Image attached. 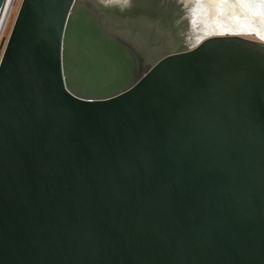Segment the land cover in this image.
I'll use <instances>...</instances> for the list:
<instances>
[{"label": "water", "instance_id": "95a60500", "mask_svg": "<svg viewBox=\"0 0 264 264\" xmlns=\"http://www.w3.org/2000/svg\"><path fill=\"white\" fill-rule=\"evenodd\" d=\"M198 1H19L0 264H264V39Z\"/></svg>", "mask_w": 264, "mask_h": 264}, {"label": "rangeland", "instance_id": "374dc122", "mask_svg": "<svg viewBox=\"0 0 264 264\" xmlns=\"http://www.w3.org/2000/svg\"><path fill=\"white\" fill-rule=\"evenodd\" d=\"M19 1H16L14 5L1 38L0 57ZM199 1L194 11L197 10V15L202 14L198 20V25H200V33L198 32V34L200 36L207 33H242L264 37V0Z\"/></svg>", "mask_w": 264, "mask_h": 264}, {"label": "bare ground", "instance_id": "6f19581e", "mask_svg": "<svg viewBox=\"0 0 264 264\" xmlns=\"http://www.w3.org/2000/svg\"><path fill=\"white\" fill-rule=\"evenodd\" d=\"M9 1L10 0H8V2H7L8 4L7 5H9ZM10 13H11V5H9V7L7 8L6 13H5V16L3 18V21L1 23V27H0V41H1V38L3 36V33H4L5 27L7 25V22L9 20V18H10L9 17ZM259 37H263V36H259ZM263 39H264V37H263Z\"/></svg>", "mask_w": 264, "mask_h": 264}, {"label": "built area", "instance_id": "2783aa9c", "mask_svg": "<svg viewBox=\"0 0 264 264\" xmlns=\"http://www.w3.org/2000/svg\"><path fill=\"white\" fill-rule=\"evenodd\" d=\"M16 1H18V0H11V3H10V5H11V12L14 9V5H15ZM10 15H11V13H10ZM10 15H9V17H10Z\"/></svg>", "mask_w": 264, "mask_h": 264}]
</instances>
